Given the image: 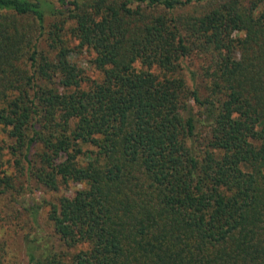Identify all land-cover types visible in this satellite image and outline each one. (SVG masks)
<instances>
[{
  "label": "trees",
  "instance_id": "16d2710c",
  "mask_svg": "<svg viewBox=\"0 0 264 264\" xmlns=\"http://www.w3.org/2000/svg\"><path fill=\"white\" fill-rule=\"evenodd\" d=\"M0 127V194L82 186L21 264H264V0H0Z\"/></svg>",
  "mask_w": 264,
  "mask_h": 264
},
{
  "label": "rangeland",
  "instance_id": "374dc122",
  "mask_svg": "<svg viewBox=\"0 0 264 264\" xmlns=\"http://www.w3.org/2000/svg\"><path fill=\"white\" fill-rule=\"evenodd\" d=\"M92 54L89 51H82L74 55L73 60L81 67L85 68L89 75L94 77L97 75L94 73L92 67H90ZM11 140L5 131L0 127V171L8 170L13 171L15 176L19 175V172H15L16 160L15 155L12 154ZM18 188V195L16 198L12 196V191L9 190L4 194H0V246L3 247L1 253H3V261L5 264H21L25 258L24 252V240L23 236L29 228L26 226V222L22 214H24L23 205L26 203L31 204L33 201L41 202L43 199H47L48 202H54L56 197L70 196L74 197L77 191L82 188L78 183H70L68 185H62L59 191H48L44 187H40L34 182H27L25 177L18 178L16 182ZM17 190H14L15 192ZM50 206L44 207L41 215L40 226L38 230L32 231V235L38 233L42 242L46 245L54 243L58 249H61V242L56 235H54L48 226V210Z\"/></svg>",
  "mask_w": 264,
  "mask_h": 264
}]
</instances>
